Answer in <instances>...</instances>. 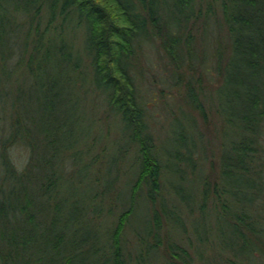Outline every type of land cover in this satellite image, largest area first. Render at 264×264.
Listing matches in <instances>:
<instances>
[{
  "label": "trees",
  "instance_id": "1",
  "mask_svg": "<svg viewBox=\"0 0 264 264\" xmlns=\"http://www.w3.org/2000/svg\"><path fill=\"white\" fill-rule=\"evenodd\" d=\"M154 40L204 119L196 65L217 77L211 171L189 121L160 143L149 128L140 59ZM77 86L118 125L104 189L96 131L72 128ZM263 130L264 0H0V264H264Z\"/></svg>",
  "mask_w": 264,
  "mask_h": 264
},
{
  "label": "rangeland",
  "instance_id": "2",
  "mask_svg": "<svg viewBox=\"0 0 264 264\" xmlns=\"http://www.w3.org/2000/svg\"><path fill=\"white\" fill-rule=\"evenodd\" d=\"M73 32H68L70 35ZM75 33V32H74ZM225 34L222 30V35ZM75 36L79 39V45H82V34L76 33ZM213 44V37L209 41L199 40L198 47L205 48V51H211ZM211 46V47H210ZM144 54L141 55L140 65L144 68V83L141 85L144 92V100L147 105V121L149 128L153 132L155 139L160 143L164 135L169 132V129L174 125V121L177 118L186 124H192L199 133L201 140L203 141L202 151V165L205 171H211L214 167V163L217 161V155L219 153V143H218V131L219 120L215 116L212 96V89L215 86L216 79L213 69L210 67V62L205 63L203 71L201 73L200 67L198 65L196 71L194 72V78L196 76L201 78V89L203 91V97L200 95L207 117L204 119L203 114L194 108V106L187 102L186 100V86L181 81L179 84H174L170 72L172 69L171 64L167 57L164 55L162 49L158 45V41L154 40L150 44H146L143 48ZM191 73V72H190ZM189 74V73H188ZM186 79V78H184ZM179 81V80H178ZM76 104L74 105V117L75 123L72 124V128H81L86 130V128H94L95 136L94 140L91 138V150L94 153L100 154L98 158L100 161L96 164L98 168L95 172L99 181V188L102 187V182H106L105 179L108 175L109 169H107V158L111 155L113 148L117 146V140H120V134L118 133V125L114 123L113 119L107 116L106 106L102 96L90 91V89L83 93V87H76ZM28 105H32L23 97L21 99L20 107L22 109L27 108ZM33 106V105H32ZM111 122V124L108 122ZM191 125V126H192ZM228 134L230 128H227ZM100 134V135H98ZM98 135V137H97ZM221 136V134H220ZM93 137V136H92ZM227 137L224 135V138ZM261 149L259 152V160L264 162V130L260 137ZM130 146H127L126 151L121 152V155L117 159L118 169L116 171L112 170V174L115 173L119 175L118 181L114 182L113 186L107 188V192L112 193L114 197V192L119 186V183L125 179V175L128 171L130 163L133 158V153ZM101 154H103L101 156ZM26 156V151L21 146H14L12 148V158L16 162L22 161ZM101 161L103 163L102 169H100ZM107 169V170H106ZM115 197L108 203L106 212L110 209L116 212ZM110 208V209H109ZM264 213V207H263ZM104 212V213H106ZM104 216V215H103ZM110 218L108 215L104 217V221ZM264 223V218H263ZM133 232L128 228L125 233L126 245L131 247L134 243Z\"/></svg>",
  "mask_w": 264,
  "mask_h": 264
}]
</instances>
